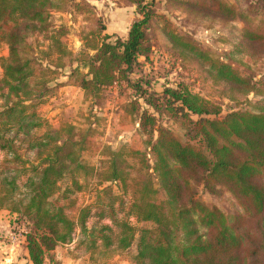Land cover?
Returning <instances> with one entry per match:
<instances>
[{"label": "trees", "instance_id": "16d2710c", "mask_svg": "<svg viewBox=\"0 0 264 264\" xmlns=\"http://www.w3.org/2000/svg\"><path fill=\"white\" fill-rule=\"evenodd\" d=\"M119 1L133 7L138 19L125 38L111 40L86 0H0V44L7 48L0 57V151L5 152L0 213L26 223L31 264H44L55 248L70 244L76 228L77 247L84 249L87 264H99L102 250L123 253L134 244L132 264H264V109L221 115L219 106L185 85L166 86L158 94L142 78L134 79L139 59L152 53V34L159 29L178 57L212 82L245 100L264 96V83L256 87L168 21L160 28L163 16L156 10L160 2L167 15H181L206 30L227 27L231 52L253 58L255 47L264 45V0ZM66 10L82 16L84 49L90 52L73 56L64 46L65 33L52 28V14ZM233 20L243 24L237 36ZM41 33L48 34V43L37 50L28 40ZM231 52H224L226 59L231 60ZM62 87L78 89L87 108L74 123L52 126L39 108ZM113 87L120 121L130 123L144 140V152L99 143L101 120L93 104ZM156 115L180 129L183 140L174 138ZM19 148L32 153L34 163L24 161ZM94 156L95 164L85 161ZM127 158L136 161L135 184L143 198L129 208L126 219L117 220L110 188ZM92 179L101 188L94 200L97 219L111 223L97 231L85 225L90 205L77 210L71 199ZM62 182H67L64 189ZM194 183L212 197L228 194L235 209L195 200Z\"/></svg>", "mask_w": 264, "mask_h": 264}, {"label": "rangeland", "instance_id": "374dc122", "mask_svg": "<svg viewBox=\"0 0 264 264\" xmlns=\"http://www.w3.org/2000/svg\"><path fill=\"white\" fill-rule=\"evenodd\" d=\"M92 8V12L99 20L104 28L103 34L109 35L110 39H123L130 25L138 19L134 8L124 4L119 0H86ZM255 3H260L259 0H253ZM157 14L163 16L158 20L160 28L164 26L165 20L170 26L179 34L187 35L193 39L200 47L207 50L210 55L216 56L218 60L226 63H231L238 69L243 76L250 79L256 87H260L264 83V45L255 47L253 58L248 55L231 52L230 34L228 28L214 27L206 30L203 26L188 23L183 16L178 14L167 15L162 10V4H156ZM234 26V34L237 36L239 31L243 28V24L238 21H232ZM50 24L53 29H59L65 33L64 46L67 51L71 52L73 56H77L80 51L84 49V21L82 16L75 15L70 10L63 13H53L50 18ZM45 35L38 34L30 38L28 42L37 50H43L47 45ZM228 39V42L221 39ZM152 53L147 60L139 59L140 66L134 72V79H143V82L149 83V90L154 93H161L163 88L168 86L176 88L178 85L187 86L193 93L198 94L202 98L217 105L221 109V115L228 114L232 111L245 110L253 112V107L264 109V96H247L244 97L231 94L225 87L217 85L208 79L204 73L194 64L182 61L177 53L171 48L164 35L159 29L154 30L151 39ZM89 45H92L89 42ZM224 52H231V60L226 59ZM249 52V51H248ZM7 55V48L4 44H0V57ZM55 56L51 57L50 61H54ZM64 73H68L65 69ZM65 75V74H64ZM1 77V71H0ZM62 79H60L61 81ZM64 80V78H63ZM261 88V87H260ZM81 92L72 87H62L58 90L54 98L39 108V113L43 119L52 126H58L60 123H74L81 109L87 106L81 104ZM118 97L117 89L106 90L100 99L94 104V114L101 120V125L98 128L100 133L99 143L102 145H109L113 149L123 148L129 150L135 148L144 152L146 148L143 143L144 140L135 133L133 126L125 122L122 124L118 114ZM156 120L160 125L168 129L174 138L179 141L183 140L182 132L171 122H167L164 117L156 115ZM77 122V121H76ZM121 123V124H120ZM157 124V125H159ZM19 155L24 161L34 163V155L30 152H25L24 148H19ZM5 156V152L0 151V160ZM97 157H87L85 161L90 164H95ZM121 168L124 171L120 174L119 179L110 188L111 195L114 197V209L116 211V219H126L125 213L133 206L137 199L143 198L139 193V188L136 182V161L127 158L126 161H121ZM151 172H148V175ZM151 183L155 186V177L150 175ZM67 182L60 183V188L64 189ZM99 189L96 186L94 179L90 181V185L86 190L76 193L71 196L75 200V208L77 210L86 206L91 207L89 217L86 221V228L88 231H97L101 225H109L111 223L105 218L100 222L97 219L98 208L94 205ZM195 200L216 205L228 210L235 209L234 200L226 193H221L218 197L207 195L200 184H192ZM72 217H75V212H72ZM129 220V219H128ZM129 222L139 228L133 219ZM115 232L116 229L113 228ZM95 231V232H96ZM28 233V228L23 220L16 218L7 212L0 213V264H31L28 260L27 251L25 248V236ZM16 239L17 243L13 248V256L10 255L3 260L2 251L9 253L11 250V239ZM79 229H75L73 240L70 244L65 246H58L51 252L45 260L44 264H87L88 256L85 255L84 249L77 247V240H79ZM135 244L123 253H111L108 250H102L99 257V264H132L131 256L134 254ZM27 255V256H26Z\"/></svg>", "mask_w": 264, "mask_h": 264}, {"label": "crops", "instance_id": "0c3cea01", "mask_svg": "<svg viewBox=\"0 0 264 264\" xmlns=\"http://www.w3.org/2000/svg\"><path fill=\"white\" fill-rule=\"evenodd\" d=\"M127 34V33H126ZM14 246L15 245H10V247H11V250L9 251V253L8 252H6L5 250H4V252L2 251V253L1 254H3V260L7 257V255H10L11 256V258H12V254L11 253H13V248H14ZM24 250H26L25 248H24ZM27 254V253H26ZM27 256V255H26Z\"/></svg>", "mask_w": 264, "mask_h": 264}, {"label": "built area", "instance_id": "2783aa9c", "mask_svg": "<svg viewBox=\"0 0 264 264\" xmlns=\"http://www.w3.org/2000/svg\"><path fill=\"white\" fill-rule=\"evenodd\" d=\"M16 243H17L16 239L12 238V239H11V245L13 246V245H15Z\"/></svg>", "mask_w": 264, "mask_h": 264}]
</instances>
